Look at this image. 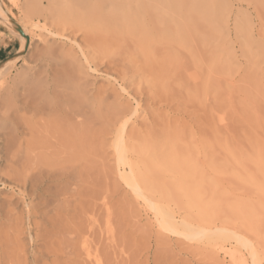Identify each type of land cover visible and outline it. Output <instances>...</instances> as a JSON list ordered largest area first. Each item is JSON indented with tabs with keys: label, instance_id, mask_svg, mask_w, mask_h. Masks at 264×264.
<instances>
[{
	"label": "rangeland",
	"instance_id": "374dc122",
	"mask_svg": "<svg viewBox=\"0 0 264 264\" xmlns=\"http://www.w3.org/2000/svg\"><path fill=\"white\" fill-rule=\"evenodd\" d=\"M2 1L6 10H11L12 13H9L14 15L18 22L35 24V27L31 25L29 28L31 42L23 56H20L13 67L0 74V84L5 81L9 84L5 82L4 86L1 85L3 87L0 86V224L3 223L0 227L3 237H0L3 239L2 244L7 248L9 246L10 250L23 248L25 252L26 249L30 252L27 257L25 255L27 261L22 259L19 263L264 264V191L259 187L264 177V0H208L209 4L211 2L213 20L217 18L218 21V25L214 26L216 32H219L220 58L225 65L221 75H218L219 101L210 90L201 96H194L195 90L204 84L205 72L199 67L201 64L198 54L192 55L186 49L183 52L184 49L180 48L181 55H178L175 66L180 64L181 56H184L185 60L189 58L186 57L187 53L188 56L191 55L189 61L185 60V65L188 64L184 72L187 84L184 87L175 84L176 89H181L180 94L177 93L178 95L171 99L158 97L157 103L153 105L144 97L138 111L139 116L132 123L134 127L130 126L129 129L136 128L144 134L150 127L162 129L165 126L170 132L173 130L172 133L176 130L179 135L182 134L184 137L177 136L179 139H174L175 143L173 141L176 148L182 144L175 155L176 159H182L177 156L181 147L185 145L181 151L190 148L186 150L194 153L196 160H193L203 165L208 177L217 179L219 194L224 198L223 211H230L237 202H242L250 208L254 207L258 220L255 226H249V222L244 220L245 224L242 225L243 221L237 217H218L213 219V222L201 221L198 207L185 204L189 201L188 197H183L182 202L174 197L162 198L160 191L179 179V173L173 171L162 172L165 173L162 174L163 177L160 174L158 184L161 186L157 185L160 191L157 186L150 190L143 187L145 194L138 193V190L129 184V166L118 159L115 127L110 126L109 122V129L105 124L107 122H103L106 120L103 115L105 113L96 116L92 111L91 141L88 142L90 144L85 143L89 152L78 155L74 162L75 182L69 185L68 191L66 190L68 193L63 195L61 200L56 199L53 193L47 192L43 195L42 201L49 203L46 216L42 219L32 212V220L29 221L26 203L30 200L22 199L20 188L11 180L15 178V172L22 169L23 163L41 153L38 141L42 136L43 127L52 121V117L44 114L45 110L33 112L31 115L30 110L23 108L31 105L33 101L44 105L47 92L56 94L59 98L65 96L64 99L70 94L72 98L73 94V97L78 95L75 93H79L77 85L81 82H84V87V84L88 83L85 87L88 89L79 86L80 92L86 90L89 97L98 87L109 92L114 88L109 84L112 77L107 75L106 68L101 67L100 71L94 72L82 65L84 62H81L80 48L75 42H69L68 36L77 38L78 42L83 40V32L76 31L71 22V10L75 8L77 0ZM216 13L217 15H214ZM213 23H216L215 20ZM52 45L56 50H49ZM61 47L65 48L66 55L61 53ZM20 48L19 36L0 22V67L7 60L16 57ZM79 62L80 70L82 69L84 74L80 77L81 80L77 78V71L73 70L79 66ZM68 63L71 70L68 69ZM62 71L68 82L64 78L63 81L57 79ZM67 74L70 77H67ZM26 75L31 77L26 80ZM69 78L73 82L76 80V84L72 86L73 82L71 83ZM57 80L60 85H57ZM35 85L37 91L34 97L32 94L35 93ZM74 86L75 92L72 90ZM13 87L19 89V104H23L19 113L22 115V121L21 117L19 120L20 130L18 128L15 134L12 132L13 110L9 111L7 102L5 104L7 97L4 99L9 89L14 90ZM214 126L218 130L220 159L229 162L228 165L231 164L228 170L217 173L208 166L205 151V144L211 139ZM180 138L184 140L181 141ZM186 150L183 152L187 156L191 151L187 153ZM154 154L155 152L149 151L147 156H154L156 164L160 163L162 158ZM138 155L134 151L129 152L135 164L140 162ZM146 158L141 159L145 160V166L142 165L143 161L136 165L143 171L148 169L149 172L152 162L149 164ZM156 176L155 174L153 179ZM157 207L170 213L177 222L175 224L178 229L174 231L166 227ZM184 223L192 224L189 225L192 233L183 230ZM40 225L45 241L35 235V230ZM212 232L227 233L231 236L215 244L205 238L206 234ZM17 242L26 248L20 246L19 249ZM36 243L42 246L44 252L41 261L37 263L33 259ZM13 258L12 264H17L18 259Z\"/></svg>",
	"mask_w": 264,
	"mask_h": 264
},
{
	"label": "bare ground",
	"instance_id": "6f19581e",
	"mask_svg": "<svg viewBox=\"0 0 264 264\" xmlns=\"http://www.w3.org/2000/svg\"><path fill=\"white\" fill-rule=\"evenodd\" d=\"M208 2V0L76 1L75 8L71 10V22L72 27L74 26L76 31L83 32V40L82 42H78L76 40L77 38L68 36L70 39L69 42H75L80 48L82 55L81 62H84L82 65H86L94 72L100 71L101 67H104V69L106 68L105 71L107 75L112 77L109 84H112L114 89L112 92H109L102 87H98L94 93H92L93 90L92 92L90 91L92 95L89 97L88 94H86V90H82L83 93L80 92L81 88L79 86L81 85L83 89H88L85 88L88 83H85L84 87L82 84L84 82H81V84L77 85V88L80 90L79 93H75L78 94L75 95L76 97H73V92H75L76 88V86H74V88L71 87L74 91L72 93L70 92L73 94L72 98L70 97V94L68 95L69 97L67 96V99H64L65 96L62 97V99L55 96L56 94L47 92V101L44 105H39L33 101V103H30L31 105L28 104L23 108L24 110H30L32 113L31 115H33V112H39L40 110L42 112V110H45L44 114L47 113L50 115V118L52 117V121L49 120L50 123L47 122L43 127L42 136L38 141L41 153L38 157L28 159V161L23 163L22 169L19 172H15V178L11 180L20 188L19 194L22 196V199H24V201L26 199L30 200L26 203L28 205L27 213L29 221L32 220V212H35V214L42 219L46 216V208L49 203L42 201L43 195L45 196L47 192L53 193V196H55L56 199L61 200V197L68 193L69 185L75 182L73 181L75 178L74 162L78 159V155L89 152V148L85 143L90 144L88 142L91 141L92 131L90 124L92 111L96 116L105 113L103 115L106 120L103 122H107L105 123L107 124V127H109V122L110 126L113 125L115 127L118 159L121 163L129 166L131 174L129 175L130 177H128L130 180L129 184L137 189L138 193L141 195L145 194L142 190L143 187H145L144 189L149 188L148 190H150L154 189L157 185L161 186V184H158L161 179L159 177L162 174H165L166 170L173 171L174 173H179V179L176 182L169 183V188L164 187L165 190L163 188L162 191H160L159 186H157L160 193L162 192V198L164 197V199H168L174 197L176 200L182 202L183 197H188L189 201L185 204L198 207L200 210L199 217L201 218V221L213 222V219L218 217L228 219L237 217L240 221L244 220L245 222H249V226L250 224L255 226V222H258V220H256L257 211L254 207L250 208V206H245L242 202H237L234 205V208L230 211H223L224 198L219 194L217 179L207 176L203 165H201L199 161H195L196 159L193 157L194 153H192L191 150V152L187 151L190 148H186L187 150H185L187 153H192V156L190 153L186 156L183 152L185 150L181 151L185 147L184 145L181 147L180 154L178 153L177 155L183 160H179L178 157L176 159L175 155L179 152V147L182 144L178 141L181 145L177 143L179 146L176 148L173 141L174 139H179L177 136H181V138L184 137L182 134L179 135L175 132L176 130L172 133L173 130L170 132L167 128V130L165 129V126L162 127V129H156V126V128L150 127L144 134L137 131L136 128L134 130H129L130 126L134 127L132 123L135 122V119L139 116L138 111L142 106V102L145 99L144 97H146V101H148L150 105H153V103H157L156 101L158 97L161 99H171V97L180 94L179 92L181 89H176L175 84L178 85V87H184L187 84L184 72L186 66H188V64L185 65V60L189 61L188 59L191 56H188V53L199 55V61L201 64L199 67L205 72V77H203L204 84L195 90L194 96H201L210 90L215 93L217 101L220 100V82L218 79L220 76L218 77V75H221L220 72H222L221 70H223L222 68L225 65L224 61L220 58L221 45L218 42L220 36L218 37L219 32H216L217 30L215 28L218 21H216L217 18H214L216 23H213L211 2L210 4ZM4 6V2L0 0V22L19 36L21 48L16 57L7 60L1 65L0 74H4L8 69L13 67L17 60H19L20 56H23V53L31 42L29 28L31 25L35 27V24L28 25L27 23L18 22L16 17L13 15L14 18L9 13L11 10L8 12V8L6 10ZM30 6H32V4ZM217 13L214 15H217ZM70 28L71 27H69V29ZM217 28L219 30V26H217ZM53 41L55 40L53 39ZM51 43L53 44V42ZM53 45H55V43ZM53 45V48H49L50 51L52 49L56 50ZM196 45L199 47H196ZM193 47L199 49H194ZM180 48L184 49L182 50L183 52L186 50L188 51L186 57L189 58L185 57L186 59L184 60V56H181V62L178 61L180 64L175 66V61L181 53ZM58 49L59 48H57V50ZM64 49V47L60 48L61 53L66 55ZM74 59L75 58H73V60ZM78 64L79 66L75 67L73 70L77 71V78L80 79L84 74L81 72L82 69L80 70V62ZM68 65L70 67L68 69L71 70L70 63H68ZM74 65H76V62ZM62 72V75L60 74L57 77L59 81L60 79L63 81V75L65 73L64 71ZM68 75L69 74H67V77H70V75ZM29 76L30 75L25 79H29L31 77ZM73 76L71 78H73ZM54 79L56 78L54 77ZM65 79L66 78H64V80ZM4 80L5 79H3V81ZM69 80L71 83L73 82L70 78ZM86 80L89 79L86 78ZM65 81L68 82V79ZM5 82L8 84L7 81ZM5 82H3L4 85ZM48 82L50 83V81ZM56 82L58 83V80ZM75 82L76 80L71 85L73 86ZM3 83H1L0 86L3 85ZM59 83L57 85H60ZM15 87H13V89ZM35 87L33 86L35 91V93L32 94L33 96H36L37 86L35 85ZM48 89H50V87ZM17 90L19 89L16 88L12 91L9 89L10 93L7 91L8 94L4 95V97H7V101H5V104L6 102L8 104L7 108L9 111L13 110L12 132L14 134L19 128L20 121H22V115H19V113L22 111L21 106L23 104H19V99L21 97ZM62 95L63 94H61V96ZM6 97L4 98L5 100ZM102 110L104 112H102ZM105 126L106 125H104V127ZM109 129L111 128L109 127ZM107 130L108 129H106V131ZM103 131H105V128H103ZM18 133L19 132H17V134ZM181 138V141L184 140V138ZM175 142L176 141H174V143ZM36 148H38V146ZM219 148L218 130L214 126L212 137L209 139V142L205 144V151L208 156L207 164L215 170L216 173L228 170L231 165H228L229 162L221 161V155L218 154ZM131 151H134V153L136 152L137 155L139 154L137 157L140 158V160L138 158V161L140 162H137V165L144 160H141L142 158H146L144 156H147L149 151L152 153L155 152V154H158L162 159L160 163L158 162V164H156L157 162L155 161L157 160H153L154 156L153 158L151 157L152 159L147 156L149 162L146 161L149 164L152 162V167L149 168V172L147 171L148 169L143 171L132 162L131 157L129 156V152ZM182 152L184 155L181 154ZM180 155H183V157ZM142 165L145 166L146 162ZM150 169L152 172H150ZM155 174L157 175V179L154 177V180L153 176H155ZM163 176L164 175L161 177ZM156 182L157 184H155ZM259 187L264 191V177L261 180V183H259ZM157 210L161 214L163 219L162 222L165 223L167 228L174 231L178 229L175 224L177 222L173 220L169 212H164V209L163 211L158 207ZM1 221L0 218V222ZM34 222L35 225H37L36 221ZM243 222L242 225L245 224V222ZM2 224H0V227ZM190 224L191 223H184V229L183 227L182 229L188 230V232L190 231V233H192L191 226H189ZM258 226L260 227V225ZM196 228L198 229V226ZM196 228L194 229L195 231ZM41 230L42 226H37L35 230L36 238L45 241V237ZM198 235L202 236V234ZM206 235L207 237L205 238L210 242L213 241L215 244H217L216 242L219 244L220 241L230 238L231 236V234L216 232ZM2 240L0 237V264H12L14 262L13 257L18 259L16 260L18 261L17 264H21L19 262L22 261V259L26 260V257L30 253L27 252V249L26 252L23 248L21 250L17 249V251L10 250L9 246L7 248V246L2 244ZM35 245L33 259L37 263L43 257L44 252L42 251V246L40 244L36 243ZM20 246L21 245L18 243L17 247H19V249ZM24 248L26 247L24 246ZM22 264L24 263L22 262Z\"/></svg>",
	"mask_w": 264,
	"mask_h": 264
}]
</instances>
